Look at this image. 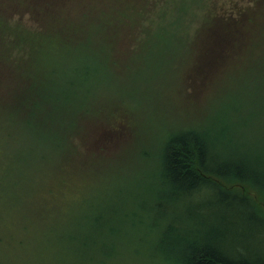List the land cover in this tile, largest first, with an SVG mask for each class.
Here are the masks:
<instances>
[{"label":"rangeland","instance_id":"rangeland-1","mask_svg":"<svg viewBox=\"0 0 264 264\" xmlns=\"http://www.w3.org/2000/svg\"><path fill=\"white\" fill-rule=\"evenodd\" d=\"M150 1L156 4L150 12L161 7V0ZM177 1L181 3L182 0ZM244 1L239 4L242 8L253 7L249 0ZM142 2L50 0L51 9L36 12L34 16L29 5L21 0H0V59L6 64V67L2 66L6 96L13 79L17 80V90L25 85L26 67L31 66L26 37L33 35L30 34L32 27L44 31V20L54 22L58 18L66 28L68 23H76L83 17L84 32L86 25L92 27L98 20L116 18L118 9L123 13H119L108 30L90 28L85 31L90 34L84 37L82 32V44L62 46L58 50L47 47L36 54L39 70L58 67L56 71L61 82L82 78L83 81H74L68 92L83 87V94H80L83 104L76 112L75 107H68L67 120L74 116L72 124L57 133L51 130L52 135L55 132L54 138L47 137L44 128L53 117V103L42 94V79L34 80L37 89L28 99L36 102V114L29 122L26 111H15L19 112L15 125L21 133L30 124L36 127V144L46 150L47 159L43 161V151L36 144L28 154H23L18 146L6 147L8 154L12 153L17 160L0 159V177L9 170L7 179L0 184V211L10 207L7 196L15 195V216L13 225L0 223V238L4 239L5 228L13 232L17 230L16 226L22 227L24 208L29 224H39L34 218L37 197L32 193H43L46 189L40 190L43 186L38 181L42 180L44 184L48 180L49 190L53 187L55 196L52 201H43L44 206L55 207L54 200L59 199L53 214L67 217L63 223L68 225L73 223V215L83 213L84 241H95L92 254L97 255L106 235L100 234L94 223L95 217H101L104 208L123 206L129 209L135 203L150 201L152 192L161 187L157 171L164 143L177 130L217 132L229 143L230 152L251 159L259 181L264 183V92L252 90L247 96L240 95L241 86L235 81L239 80L237 75L241 70L264 65L260 60L261 52L245 55L244 65H225L219 80L210 84L205 74L212 68L215 35L209 34V44L204 45L201 31L182 30L168 42L156 28V23L149 28L140 26L138 18ZM35 3L42 5L41 0H35L33 7ZM200 13L204 17V13ZM200 26L210 24L202 20ZM64 35L71 36L72 32H64ZM38 37L39 34L33 35V39ZM102 42L108 45L104 47ZM87 61L95 71L92 81L83 71L80 77L75 74V68L82 70ZM260 71L264 79V67ZM69 103L72 105L74 101ZM60 145L61 150H55L54 146ZM14 163L20 166L26 178L19 176L21 169L13 168ZM35 174H38L37 180ZM56 178H63L65 187L56 188ZM245 188L247 195L264 209V193L250 186ZM201 198L211 199L207 206L210 210H205L199 217L204 232L213 231V237L221 232L225 236L224 246L264 257L263 225L242 219L236 221L235 213H239V208H231L230 203L220 204L223 200L215 190ZM240 211L247 209L240 207ZM245 215L250 217L248 212ZM50 225L53 227L52 223L48 227ZM74 228L73 224L71 230ZM11 261L17 262L14 258Z\"/></svg>","mask_w":264,"mask_h":264},{"label":"trees","instance_id":"trees-1","mask_svg":"<svg viewBox=\"0 0 264 264\" xmlns=\"http://www.w3.org/2000/svg\"><path fill=\"white\" fill-rule=\"evenodd\" d=\"M249 1L253 7L245 9L239 5L244 4V0H182L181 3L177 0H161V7L150 12L156 5L155 2L143 0L138 20L144 28L156 23V28L168 42L178 31L194 32L197 29L201 31L203 44L207 45L208 35L214 34L216 39L212 41V68L205 74L210 80L209 83L213 84L219 80L225 65H244V56L249 53L260 51V60L264 62V0ZM21 2L29 5L34 16L36 12L51 9L50 0H41L42 5L35 3V7L32 5L35 0ZM210 7L211 9H208ZM200 12L204 13V17H201ZM119 13L123 14L122 10H117L116 18L98 20L93 22L92 27L86 25L84 32L83 17H80L77 24L68 23L66 28L60 24L58 18H55L54 22L44 20V31H37L32 27L30 34H39V37H26V46L30 48L27 58L31 66L29 69L26 67L27 78L23 80L25 85L23 87L22 84L17 90V80L13 79L8 96L4 92L6 82L2 69L6 64L0 59L3 61L0 62V159L17 160L12 157V153L8 154L7 146H18L23 154H28L37 145L36 127L33 128L30 124L26 127L27 130L21 133L15 125V117L19 116V112L15 111H26L29 122L36 114V102L28 99L37 89L35 79H42V94L46 100L53 103V117L43 128L47 137L54 138L55 132L52 135L51 130H56L57 133L72 124L74 116L67 120V108L75 107L76 112L83 104V99L80 98L83 87H77L72 93L68 92L73 82L82 80L81 71L87 79L92 81L95 78H92L95 72L93 66L87 61L82 70L75 68L79 80L61 82V76L56 71L58 67L39 70L36 54L47 47L58 50L62 46L82 44V32L84 37L90 34L85 32L90 28L108 30L112 22L117 20ZM202 20L210 26L198 27ZM204 28L206 30H203ZM68 31L72 32L71 36L64 35V32ZM102 43L104 47L108 45L107 42ZM205 60L207 61V58ZM263 67L264 65L260 68ZM260 68H248L239 72V80L235 81L241 86L240 95L244 93V96H247L252 90L264 92V79ZM70 100L74 101V104L71 105ZM223 138L215 131L204 129H182L169 135L164 143L157 171L161 187L152 192L150 201L135 203L133 208L129 209L123 206L104 208L101 210V217H95L94 223L100 234L106 235L97 255L92 254L95 241H84L83 213L77 212L73 215L72 225L63 223L67 217L53 214L59 199L54 200L55 207L43 204L45 200H53V187L49 190L48 180H45L44 184L42 180L38 181L43 186L40 190L46 189L43 193H32L37 197L34 218L39 224H29L28 213L24 208L21 213L22 227L16 226L17 230L13 232L5 228L4 239L0 238V264H264L263 256H253L255 254L251 252L224 246L223 233L218 232L221 235L213 237V231L204 232V225L199 218L205 210H210L207 206L211 200L201 197L215 190L220 200H223L219 201L220 204L230 203V206H233L231 208H239V213H235L236 221L242 219L244 222H257L258 225H263L261 234L264 235V209L247 195L245 188L250 186L264 193V183L259 181L251 159L235 151L230 152L229 143L224 142ZM61 147L62 145L54 146L57 151L61 150ZM37 148L43 151V161H46V150H43V146ZM17 166L21 169L16 163L12 167ZM8 171L1 175L0 184L7 179ZM19 176L27 177L23 176L22 169ZM34 179H38V174L34 175ZM63 185L65 180L56 178L54 186L65 187ZM7 197L10 207L0 211V223L10 222V225H13L16 196ZM19 200L22 202L20 192ZM240 207L246 208L250 217L245 215V211L241 212ZM90 222L89 218L87 232ZM49 223H52L53 227H48ZM73 224L75 228L71 230ZM25 225L27 226L24 227ZM13 258L17 262H12Z\"/></svg>","mask_w":264,"mask_h":264}]
</instances>
